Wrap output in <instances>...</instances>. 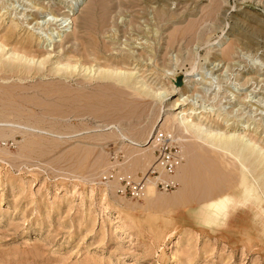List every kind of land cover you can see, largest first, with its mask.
Here are the masks:
<instances>
[{
	"label": "rangeland",
	"instance_id": "1",
	"mask_svg": "<svg viewBox=\"0 0 264 264\" xmlns=\"http://www.w3.org/2000/svg\"><path fill=\"white\" fill-rule=\"evenodd\" d=\"M0 18V38L14 22L8 43L32 36L30 56L47 61L26 81L0 73V264H264V230L202 223L189 203L229 186L236 160L210 158L170 123L193 107L264 148V0H0ZM58 60L121 68L149 94L81 65L57 75ZM158 130L192 163L133 197Z\"/></svg>",
	"mask_w": 264,
	"mask_h": 264
},
{
	"label": "bare ground",
	"instance_id": "2",
	"mask_svg": "<svg viewBox=\"0 0 264 264\" xmlns=\"http://www.w3.org/2000/svg\"><path fill=\"white\" fill-rule=\"evenodd\" d=\"M12 24H14L15 26L11 29L13 33L11 32V34H8L7 36L4 35L3 38H0V73L19 75L22 76V79L25 78L26 81V78L35 71V69L32 68V65L35 64L36 67L38 66L37 69L38 71H40L45 68V63L47 61L45 62V58L44 61L35 62V58L30 56L28 51L32 48V36L30 37L31 39H27L28 41H24L25 44L21 43L22 49H20L21 47L18 48L15 45L11 46L8 43L9 41H11V39H14L12 38L13 34L16 31H19L17 30V28H19L18 25L14 22ZM59 34L60 32L57 33V36ZM46 40L48 43L47 46L53 44L54 42L52 41L53 37H49ZM85 53L87 54V52ZM85 53L83 57H85ZM89 53L90 51L88 52V54ZM31 55L34 56L32 53ZM91 55L92 52L90 53V56ZM94 55L96 54L93 53V56ZM79 56H81V54ZM83 57L79 58L82 60ZM85 58L87 59L88 56ZM78 62L75 63L76 65H72L73 63L71 64L70 61H66V63H63L62 60H58L56 63L54 62V71L56 72L55 74L59 75L60 73L63 74L64 72L73 74L74 71H76L77 66L81 65L79 67L82 68V72L93 75L92 80L95 79L94 81H97V79L101 82L103 80H109V82L115 80V82H117L115 84H120L122 86H125L126 88H129V86L135 88L137 85H139L141 86H138L140 88V92L141 90L143 91V89L145 90L141 92V94L144 93L146 96L149 94L150 88L145 87L142 82H138L136 84L134 83L133 73H129L127 71L124 72L123 70L119 71L121 70V68L119 70H109V68L105 67V69L94 70L91 69L92 67L88 68L86 65H82L83 62ZM110 68L112 69V67ZM42 71L44 72V70ZM67 73L66 76H68ZM104 83L106 82L104 81ZM136 91H138V89ZM149 96H151V94ZM188 111L192 114L188 113L189 115H184L183 111L177 115L174 114V118L170 121L171 128L184 129V131L191 133L194 136L199 148L202 149L205 153H210V158H212V156L216 157V155H226L236 160L239 165H237L239 168L236 167L238 168V175L233 174L232 178L227 180V182L230 184L229 186L215 189L210 186L211 188H213V190L209 191L210 193L208 192V195L197 199L193 197L189 201L190 205L193 206V215L202 217V223H208L212 226H215L216 224H219L223 227L236 228V226H240V229H242V231H244L247 235L263 233L262 231L264 230V225L262 224L264 223L262 222L264 214L262 212H264V148L261 147L254 138L248 137L249 134L246 132V125H237L236 127L227 128L226 130H224V132H219L217 130H213L212 128L204 126L201 122V119H195V116L193 117V113L196 112V108L192 107ZM159 126L160 123L157 125V127ZM154 138L155 135L151 134L146 144H151ZM152 145H154V142L152 143ZM186 156L182 157L183 167L179 168L177 177L180 176L184 167H187L190 165V163H192V160L188 159ZM147 191L148 195L151 196L155 192V187L148 185Z\"/></svg>",
	"mask_w": 264,
	"mask_h": 264
},
{
	"label": "built area",
	"instance_id": "3",
	"mask_svg": "<svg viewBox=\"0 0 264 264\" xmlns=\"http://www.w3.org/2000/svg\"><path fill=\"white\" fill-rule=\"evenodd\" d=\"M156 160L149 172L137 182L127 184V189L133 197H142L146 190L148 179L155 180L157 187L168 189L172 183L166 177L173 176L183 163L181 151L172 144V136L164 130H158L153 140Z\"/></svg>",
	"mask_w": 264,
	"mask_h": 264
}]
</instances>
